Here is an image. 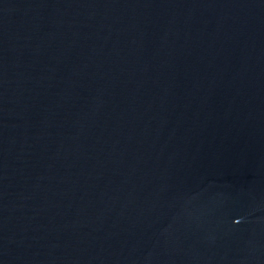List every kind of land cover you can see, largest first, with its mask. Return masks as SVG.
I'll return each mask as SVG.
<instances>
[{"label": "water", "instance_id": "1", "mask_svg": "<svg viewBox=\"0 0 264 264\" xmlns=\"http://www.w3.org/2000/svg\"><path fill=\"white\" fill-rule=\"evenodd\" d=\"M0 264H264V0H0Z\"/></svg>", "mask_w": 264, "mask_h": 264}]
</instances>
